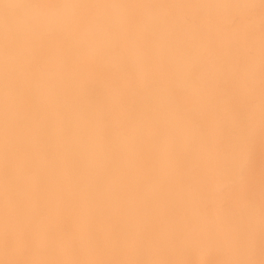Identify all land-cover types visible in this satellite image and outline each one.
I'll use <instances>...</instances> for the list:
<instances>
[{
  "label": "bare ground",
  "instance_id": "1",
  "mask_svg": "<svg viewBox=\"0 0 264 264\" xmlns=\"http://www.w3.org/2000/svg\"><path fill=\"white\" fill-rule=\"evenodd\" d=\"M1 231L28 264H264V0H0Z\"/></svg>",
  "mask_w": 264,
  "mask_h": 264
},
{
  "label": "rangeland",
  "instance_id": "2",
  "mask_svg": "<svg viewBox=\"0 0 264 264\" xmlns=\"http://www.w3.org/2000/svg\"><path fill=\"white\" fill-rule=\"evenodd\" d=\"M252 181H253V184H255L254 183L255 179H253ZM0 239L5 240L7 242V246H8V243L10 244V247H11L10 253L18 257L19 261L22 264L29 263L30 243H28V240H26L25 238L20 239L18 237H15L14 235L7 233L6 231L0 232ZM6 254H7V251H6ZM255 255L256 257H259V258L263 257L264 256V246L257 247L255 251Z\"/></svg>",
  "mask_w": 264,
  "mask_h": 264
}]
</instances>
